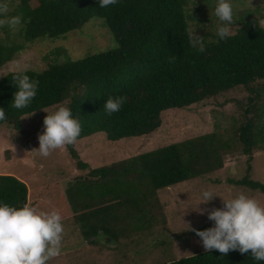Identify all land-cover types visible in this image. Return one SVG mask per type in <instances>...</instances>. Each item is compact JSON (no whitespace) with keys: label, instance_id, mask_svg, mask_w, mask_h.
Segmentation results:
<instances>
[{"label":"trees","instance_id":"1","mask_svg":"<svg viewBox=\"0 0 264 264\" xmlns=\"http://www.w3.org/2000/svg\"><path fill=\"white\" fill-rule=\"evenodd\" d=\"M192 0H118L99 7L98 0H21L16 15L22 17L18 39L0 37V68L40 39L57 40L83 28L92 19H102L118 44L116 49L84 59L52 64L43 71L27 70L39 81L36 96L27 107L12 106L18 87L11 72L0 78V108L6 119L1 125L21 127L25 115L61 104L73 94L72 116L82 131L78 140L104 132L110 141L148 136L162 125V114L216 97L238 87L251 95L245 113H252L236 130L237 143L253 160L255 149L264 150V28L259 27L264 7L245 11L233 24V35L220 40L216 32L199 35L205 51L190 46L186 28L194 19ZM15 16V15H14ZM193 28V25L191 24ZM6 29H8L6 27ZM194 29V28H193ZM174 61L170 62V58ZM126 96L119 112L106 114L108 97ZM244 104V103H243ZM212 133L140 154L97 169L79 159L74 145H67L77 159L79 175L62 184L61 210L74 219L83 236L99 242V232L112 242L149 234L155 215L157 193L165 188L203 177L224 168L232 152V139ZM250 167V166H249ZM88 169V170H87ZM235 184L260 190L264 185L249 179ZM26 183L0 174V203L22 207L29 202ZM63 208V211H62ZM59 210V206H58ZM166 264H264L251 251L222 254L205 251Z\"/></svg>","mask_w":264,"mask_h":264},{"label":"rangeland","instance_id":"2","mask_svg":"<svg viewBox=\"0 0 264 264\" xmlns=\"http://www.w3.org/2000/svg\"><path fill=\"white\" fill-rule=\"evenodd\" d=\"M20 3L21 0H10V16L16 15ZM230 3L233 6V19L257 5L264 6V0H230ZM215 5L216 0H192L188 10L194 19L191 24L197 29V34H214L221 24L214 14ZM261 16L260 19H264V13ZM7 30L6 27L0 28L1 38L7 37ZM235 30L236 27L232 25V32ZM9 34L12 39H18L19 29ZM117 47L105 21L92 19L83 28L60 39H40L29 45L27 50L0 68V78L25 68L43 71L52 64L84 59ZM73 96L67 94L58 105L70 109ZM251 96L247 89L238 87L190 107L167 110L162 114L161 127L148 136L113 142L106 133L101 132L76 141L74 149L80 161L88 164L90 169L109 166L212 133L223 135L224 141L232 139L234 150L225 155L223 169L160 190L157 193L159 204L156 203L152 210L155 220L149 234L135 235L117 242L106 237L103 244L100 241L92 243L62 208L64 233L61 254L47 264H166L205 252L200 237L189 231L186 224L189 223L191 228L198 231L214 226L207 212L200 215L195 211L198 207L209 211L222 209L221 198L232 199L240 193L256 199L264 206L263 192L235 184L246 178L264 185V150L255 149L253 160L248 164L249 156L244 155L241 143L236 142L239 136L235 130L245 123L246 118L253 117L252 113H245ZM263 100L256 99L255 102L260 104ZM49 109L54 110L53 107ZM33 114L22 118L19 129L9 125L0 126V174L15 176L26 183L29 202L35 200L37 203L33 207L39 211L56 210L60 213L62 184L86 170L78 168L77 159H73L67 145L53 151L48 157L36 152L26 154L39 149L38 136L44 131L43 121L47 115L44 111ZM259 123L263 125L264 118ZM204 190H211L214 196L219 197L201 204Z\"/></svg>","mask_w":264,"mask_h":264},{"label":"clouds","instance_id":"3","mask_svg":"<svg viewBox=\"0 0 264 264\" xmlns=\"http://www.w3.org/2000/svg\"><path fill=\"white\" fill-rule=\"evenodd\" d=\"M117 3L118 0H98L101 8ZM10 11V0H0V28L16 31L22 24V17L10 16ZM214 14L221 22L216 34L220 40H226L233 35L232 25L235 23L230 0H216ZM257 20L259 27L264 28V19ZM196 30L189 24L186 34L190 46L202 53L205 51V39L197 36ZM174 59L170 58V62ZM26 71V68L22 69L13 76L18 91L11 104L17 109L27 107L38 90L39 81L31 79ZM126 101V96L108 97L103 109L110 116L119 112ZM53 109H41L47 115L43 121L44 131L38 136L40 147L26 154L36 152L48 157L65 145L76 143L82 131L79 120L73 118L67 107L55 105ZM5 119V110L0 108V121ZM216 197L219 196H214L211 190H204L201 204H207ZM221 201L222 209L209 211L198 207L195 210L200 215L207 212L208 219L214 222L213 227L198 231L186 223L188 230L200 237L205 251L215 249L225 255L230 250H238L241 254L251 251L255 260L264 261V206L243 193L232 199L221 198ZM63 233L62 216L56 210L44 212L27 203L19 208L0 203V264H47L61 254ZM96 238L101 244L105 243L103 232H99Z\"/></svg>","mask_w":264,"mask_h":264}]
</instances>
